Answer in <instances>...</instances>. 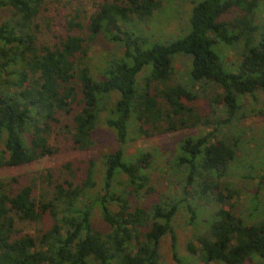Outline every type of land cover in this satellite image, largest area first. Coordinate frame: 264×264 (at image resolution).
<instances>
[{
    "label": "trees",
    "instance_id": "1",
    "mask_svg": "<svg viewBox=\"0 0 264 264\" xmlns=\"http://www.w3.org/2000/svg\"><path fill=\"white\" fill-rule=\"evenodd\" d=\"M43 3L0 0V11L9 14L0 22V169L54 155L49 139L60 115L70 119L71 149L89 150L101 123L113 134L114 147L100 158L99 187L91 161L79 180L70 163L64 179L47 171L40 183L48 196L35 194V181L17 186L14 178L0 180V264H164L166 237L171 256L182 264L175 217L185 209L194 224L200 203L211 213L195 243L186 246L189 262L264 264V209L237 216L233 202L240 192L228 181L231 165L256 142L236 129V121L246 117L247 98L255 104L264 94V24L257 22L264 0H202L192 5L186 35L149 47L130 26L151 22L155 0H92L86 21L65 19L66 32L52 46L37 43ZM99 39L117 46L120 55L92 70L87 55ZM219 43L223 54L237 53L234 71L215 53ZM177 62L182 83L173 71ZM195 87L210 102L207 117L185 104L198 98ZM132 127L140 139L203 128L177 144L171 164L179 194L138 203L154 194L148 186L154 159L138 149L126 154ZM253 146L257 152L262 147ZM255 171L262 187L263 161ZM95 215L106 231L95 229ZM45 220L48 226L35 234L20 226Z\"/></svg>",
    "mask_w": 264,
    "mask_h": 264
},
{
    "label": "rangeland",
    "instance_id": "2",
    "mask_svg": "<svg viewBox=\"0 0 264 264\" xmlns=\"http://www.w3.org/2000/svg\"><path fill=\"white\" fill-rule=\"evenodd\" d=\"M200 1L202 0H155L157 9L151 17V22L149 20L141 24L137 23L136 25H131L130 28L132 31L142 34L144 44L148 47L151 44L167 42L182 37L189 31L188 20L192 5ZM93 10L92 0H44L36 20V24L39 27L37 43L46 46L56 44L59 38L66 32L65 19L71 17L76 21L84 23ZM8 17L9 14L6 11H0V22L8 19ZM258 17L257 22L264 24V10L258 13ZM48 20L49 23H47ZM260 31L259 29L256 33ZM222 46L219 43L213 46V49L221 60L224 58L229 64H225L228 71H234L237 66L234 62L238 59V55L231 50L224 51L223 54L222 48L224 47ZM119 55L120 51L117 46L99 39V41L90 47L87 55V63L92 70H95L103 59H110ZM173 71L175 76L177 75L179 82L182 83L184 81V73H182V67L179 62L174 64ZM195 90L198 98L191 102L185 101V104L193 107L201 116L207 117L210 115V102L202 94L200 87H195ZM112 94L117 96L115 92ZM245 106L246 117L241 121H236V124L238 123L236 129H245L246 136L248 138H254L256 142L248 143L245 146L247 149H245L244 153L231 165V172L229 173L231 179L228 181L240 192L238 200L233 202V211L239 217L243 216L248 218L247 214L250 213L249 211L253 207H257L260 212L264 209V185L262 187L257 185L258 176L255 171L257 164L262 163V161L264 162V94L259 93L257 95V102L255 104L251 103L250 98H247ZM59 119L60 123L54 127V132L49 139V143L56 150V153L20 167L1 168L0 180L14 178L17 181V186L35 181L37 184L35 194L39 197L40 195L48 196L50 194L49 188L46 187L44 182L42 184L40 183L44 179L47 171L52 174L55 180L64 179L67 177L64 165L70 163L74 168H78L75 172V178L79 180L84 178L89 168V162L91 161L95 164L94 169L96 170V180L99 187V181L101 179V169L99 167L100 158L104 153L113 149V134L101 123L94 135V145L89 150L80 152L71 149L68 128L65 127L67 124H70V119L62 115L59 116ZM231 129L236 132L235 125ZM202 130L203 128L200 127L182 129L172 133L156 134L151 138L141 137L140 139L137 136L138 134L136 135V128H130V138H132V141H129L126 145V154H133L138 149L153 155L154 159L152 160L153 163L150 168V181L148 184V186L153 188L154 194L141 198L138 200V203L151 204L155 200V197L160 194L167 195L171 193L170 195L172 196L179 194L180 186H174L177 173H175V168L171 164L172 158L177 150V144L182 138L195 135ZM227 131L229 134L231 133L229 128H227ZM257 143L262 146L258 152L252 149L254 147L253 145ZM258 157H262L261 161H259L260 159ZM251 176L253 179L249 178ZM176 187H179V189ZM257 190L259 192L255 197ZM256 203H258L257 206ZM200 204V208H194L198 216V218H195L194 224H190V215L185 209H182L175 217L173 229L176 234V255L182 264H193L189 262V254L186 246L189 242H194L193 237L196 232L204 230L202 225L203 219H206L211 213L206 207L207 204ZM47 220H45L44 224H22L20 226L27 233L35 234L37 231L48 226L49 222ZM93 225L100 232H104L107 229L101 218L96 215L93 218ZM161 253L164 264H179L171 256L170 242L167 237L164 238L161 244Z\"/></svg>",
    "mask_w": 264,
    "mask_h": 264
}]
</instances>
